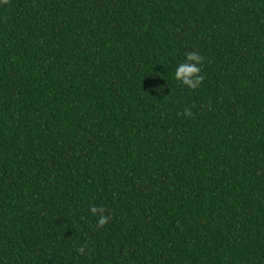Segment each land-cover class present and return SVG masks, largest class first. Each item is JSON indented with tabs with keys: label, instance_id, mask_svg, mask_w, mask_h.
Instances as JSON below:
<instances>
[{
	"label": "trees",
	"instance_id": "obj_1",
	"mask_svg": "<svg viewBox=\"0 0 264 264\" xmlns=\"http://www.w3.org/2000/svg\"><path fill=\"white\" fill-rule=\"evenodd\" d=\"M0 264H264V0H0Z\"/></svg>",
	"mask_w": 264,
	"mask_h": 264
},
{
	"label": "clouds",
	"instance_id": "obj_2",
	"mask_svg": "<svg viewBox=\"0 0 264 264\" xmlns=\"http://www.w3.org/2000/svg\"><path fill=\"white\" fill-rule=\"evenodd\" d=\"M201 61L202 58L199 54L188 53L185 62L179 65V71H175V79L182 81L183 84L193 89L196 88L203 80V77L199 75ZM91 211L93 214H96L98 211L103 213L104 209L92 207ZM106 222L107 217L102 215L99 220V225L103 226Z\"/></svg>",
	"mask_w": 264,
	"mask_h": 264
}]
</instances>
